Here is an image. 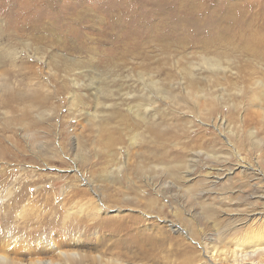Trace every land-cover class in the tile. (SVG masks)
I'll use <instances>...</instances> for the list:
<instances>
[{"label":"rangeland","instance_id":"1","mask_svg":"<svg viewBox=\"0 0 264 264\" xmlns=\"http://www.w3.org/2000/svg\"><path fill=\"white\" fill-rule=\"evenodd\" d=\"M0 95L1 218L24 189L27 217L100 205L194 264L264 231V0H0Z\"/></svg>","mask_w":264,"mask_h":264},{"label":"bare ground","instance_id":"2","mask_svg":"<svg viewBox=\"0 0 264 264\" xmlns=\"http://www.w3.org/2000/svg\"><path fill=\"white\" fill-rule=\"evenodd\" d=\"M17 99L23 101L25 98ZM7 103L9 102L7 101ZM26 194V189H24L22 194H18V197L16 195V202L12 203L6 209L7 211L4 210V217L1 218L0 215V221L3 219L10 222L0 229V264H121L120 261H118L119 263L107 262L101 255L93 256L73 250L72 245L81 244V229H87L88 231L97 229L96 241L98 242L97 246L100 247L106 245L110 240L107 238L108 236L126 235L127 232L135 231L133 235H129L128 240H123L131 248L140 251V253L142 252L143 260L151 261L153 264H194L193 260L195 258L188 256L190 251L187 247L184 248L183 253L175 252L169 254L166 258L160 257L158 251L164 243L162 239L134 228L139 223L136 219L130 218V224L128 225L126 220L122 223L118 220L119 218L105 220L97 217L103 212L100 205L89 204L78 208L77 211H75V208L58 211V206H50L47 203L49 198L44 195L41 202L35 205L40 209L39 214L35 218L27 217L25 213L28 212L27 210L30 207L33 208L34 204L22 205ZM83 214L91 216V220L85 216L83 218ZM76 215L80 219L69 221ZM49 231L50 233L47 236L42 233ZM254 231L249 240H239L240 244L236 241L232 248L221 249L214 245L210 251L207 250V253L210 254V258L219 256L224 260H229L232 264H264V231L259 232V229ZM1 233H4V235L1 236ZM146 247H151V249H146Z\"/></svg>","mask_w":264,"mask_h":264}]
</instances>
